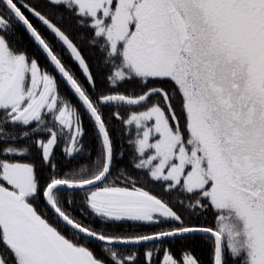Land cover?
<instances>
[{
    "label": "snow or ice",
    "instance_id": "obj_1",
    "mask_svg": "<svg viewBox=\"0 0 264 264\" xmlns=\"http://www.w3.org/2000/svg\"><path fill=\"white\" fill-rule=\"evenodd\" d=\"M0 264H264V0H0Z\"/></svg>",
    "mask_w": 264,
    "mask_h": 264
}]
</instances>
